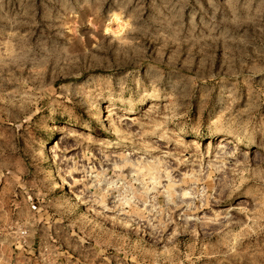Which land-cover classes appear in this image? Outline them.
Masks as SVG:
<instances>
[{
	"label": "clouds",
	"instance_id": "1",
	"mask_svg": "<svg viewBox=\"0 0 264 264\" xmlns=\"http://www.w3.org/2000/svg\"><path fill=\"white\" fill-rule=\"evenodd\" d=\"M0 264H264V0H0Z\"/></svg>",
	"mask_w": 264,
	"mask_h": 264
}]
</instances>
